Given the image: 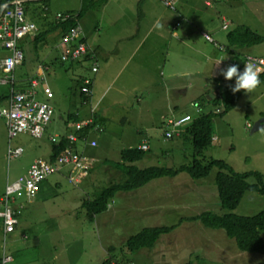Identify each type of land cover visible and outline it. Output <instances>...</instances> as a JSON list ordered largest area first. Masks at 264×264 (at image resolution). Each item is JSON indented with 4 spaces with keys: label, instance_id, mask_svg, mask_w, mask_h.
<instances>
[{
    "label": "rangeland",
    "instance_id": "1",
    "mask_svg": "<svg viewBox=\"0 0 264 264\" xmlns=\"http://www.w3.org/2000/svg\"><path fill=\"white\" fill-rule=\"evenodd\" d=\"M149 1L155 7L156 14L175 15L156 0ZM178 1L176 17L181 23L179 31L183 34L185 32L187 39L180 38L184 43L181 45L160 33L150 31L146 46L150 42H166L168 45L171 42L173 49L167 51L168 46L165 43L155 48L159 51V57H162L156 66L153 65V60L147 58L143 49L139 60H135L133 64L134 73L138 72L136 79L129 77L132 68L130 64L125 65L122 74H116V63L122 59L119 55L121 53L117 54L116 51H122L123 44L122 52H125L124 47L126 49L134 37L129 41L122 40L121 44L118 39H113L115 33L117 38L121 36L118 30L106 32L110 27V20L113 27H121L130 32V36L133 35L139 24L135 14L125 9L117 10L114 3L107 0H47L45 3H23L26 14L38 32L48 33L45 45L35 55L32 53L27 56L29 47L24 50L26 63L15 69L13 86L24 84L26 77L31 76L35 72L33 70L38 71V65L45 63L48 66L45 80L54 96L47 101L53 114L46 134L65 132V122H68L71 114L79 113L83 119L81 123L85 118L95 116L99 130L92 131L95 132L92 136L98 140V147H94L98 165L88 175L87 183L83 182L78 187L69 184L66 178H62L61 173L51 175L41 182L35 200L17 209L18 223L15 231L8 234L5 240L0 225V260L4 251L6 255L13 257L14 262H10L11 264H102L110 258L108 248H113L111 262L128 259L133 264H264L263 255L240 252L234 240L229 239L223 230L205 228L199 221L180 222L182 218L189 219L203 212L252 217L264 209V196L257 193H245L234 210L222 209L217 196L215 177L218 170L215 168L204 179H192L184 172L173 178L153 180L131 193L119 192L109 203L107 210L91 222L80 207L81 200H91L109 184L120 182L121 174L107 161H120V150L128 149V143L120 136L130 132H136V140L144 139L150 146L144 152L140 149L142 144L137 147V142H130L134 146L131 149L137 148L145 154L140 161L132 163L139 169L178 168L181 165H190L193 158L203 161L202 163L220 160L237 173H260L264 181V128L251 133L253 126L260 119H264V80L252 92H243L236 106L226 115L213 120L212 145L198 157L193 156L194 151L188 142H181L179 139L163 141L164 132L171 129L167 125L168 114L162 115L157 122L158 113L166 111L162 104L164 88L167 102L174 104H188L199 90L198 82H194V73H191L193 81L180 78L176 81V86L161 80L169 78L167 76L170 73L176 74L177 71L169 72L172 67H181L178 70L181 76L185 67H203L207 60L202 58V52L213 57L210 49L206 47L208 44L202 42L198 32H207L220 45L225 43L226 33L240 25L264 36V0H217L218 3L212 2L210 6L205 5L207 0ZM41 6L49 10L43 11ZM64 12H81L78 23L85 31L87 42L90 46L101 48V54L97 55L100 66L97 74L90 70L92 61L97 60L89 47L88 54L92 60L81 58L71 64L60 63V34L58 31H49V28L56 22L55 15ZM153 17L149 15L143 20L142 23L147 29L151 24L149 18ZM222 19L229 23L226 30L221 29ZM92 25L99 30L90 31ZM211 46L216 51L217 58L218 52ZM245 51L249 55L264 57V43L248 47ZM5 54L0 49V60ZM123 74L127 75V83ZM160 74L164 75L163 78L159 77ZM201 76L206 78L203 73ZM94 77L97 78L94 84V101L90 102L79 96L77 81L82 78L93 80ZM207 82L209 88L215 85L210 77ZM160 84L161 91L156 96L154 92ZM190 84L192 88L189 92ZM16 88L19 86L16 85L14 89L17 90ZM105 88V97L96 101ZM179 88H186L187 94L177 96L175 90ZM125 90L128 91L124 92ZM9 91V85L0 86L1 97L7 98ZM39 99L42 100L41 96ZM91 109L93 113H90ZM191 110L195 113L192 107L188 108L186 105L182 111ZM159 122L161 124L158 125ZM71 124L69 122L68 126ZM161 129L163 134L159 135ZM88 140L87 138L86 141ZM80 143L83 144V141ZM8 146L22 148V155L7 161ZM48 156L49 143L45 135L43 139L35 140L21 134L8 143L5 126L0 119V195L6 181H15L24 176L35 159H47ZM56 180L59 181L58 184H55ZM247 182L253 184L255 179L250 177ZM154 194L156 199L152 200V204L156 202L158 207L154 210L146 206L140 209L142 200ZM161 226L173 229L169 234L163 235L151 250H142L133 255L123 247L128 237L142 229ZM261 236L264 240V232H261Z\"/></svg>",
    "mask_w": 264,
    "mask_h": 264
},
{
    "label": "trees",
    "instance_id": "2",
    "mask_svg": "<svg viewBox=\"0 0 264 264\" xmlns=\"http://www.w3.org/2000/svg\"><path fill=\"white\" fill-rule=\"evenodd\" d=\"M46 1L47 0H42L41 2L45 3ZM68 14H75L76 18H70L63 22L56 20L52 25L54 31H58L61 36L67 33L71 28H74L78 24L81 16V12H68ZM47 33L48 31L37 32L30 45L27 46V48L29 47V50H27V52L29 51L27 56L32 55V53L35 55L37 51L45 45ZM262 43H264V36L258 35L248 27L240 25L226 33L224 46L226 51L239 53V50L245 51L248 47L260 45ZM85 59L88 60V57H85ZM60 63L62 64V62ZM39 66L48 68L45 63ZM30 77L31 76L26 77L24 81L28 80ZM263 79L264 73L259 75L260 83ZM82 81L83 78L77 81L79 96L88 100V97L84 96L80 91ZM16 85L19 86V88H16L17 90H22L27 86L26 82L24 84L19 83ZM212 87L213 88L208 87V93L200 95L197 99V101L203 102L204 96L209 95L210 90H216L218 96L205 98L206 103L209 105V109L199 115L193 113L191 115L193 116V120L186 124L177 135V139L181 142H188L191 144L194 151V157L200 156L203 150L212 145L214 140L213 120L217 117H222L231 111L236 106L240 96L244 92L243 90H240L233 93L231 91L232 86H221L216 82ZM2 101L3 99L0 98V102ZM210 108H212L213 111ZM214 109H219V112H216ZM93 117L94 116H92V119ZM69 122L72 123L70 126H68ZM78 123H81L78 113L71 114L68 117V122H65L66 134L64 133V135L59 136L60 138L55 142L49 141V160L54 161L57 157L63 155L68 150L69 141L67 136L69 133L76 134L79 142L86 140L87 138L89 139L88 133L90 132V129H92V126L82 127L79 131H74L73 126ZM172 139L174 138L172 137ZM94 142L95 144L97 143L96 141ZM119 155L120 161H117L116 163L107 161V163L121 174L120 182L109 184L108 187L98 191L91 200L83 199L81 201L80 207L84 211L87 220L90 222L93 221L96 216L107 210V206L117 193L134 192L153 180L163 177L173 178L179 173L184 172L187 173L190 178L198 180L206 178L212 169H217L218 172L215 177V184L219 204L222 209L234 210L245 193H257L264 196V181L263 176L260 173H237L229 165L220 160H210L206 163H202L203 161L193 158L190 165H181L178 168L149 167L139 169L133 166L132 163L140 161L145 155L144 152L139 151L137 148H130L121 150ZM107 163L104 162L105 165H107ZM250 177L255 179V183L249 184L247 182V179ZM187 221H199L205 228L223 230L229 239L234 240L236 248L240 252L254 253L264 256V240L261 236V232H264V209L252 217L236 216L234 214L216 215L212 212H203L189 219H180L181 223ZM172 229L173 227L165 226L142 229L139 233L128 237L124 241L123 247L133 255L142 250H151L157 241L163 235L169 234ZM112 249L113 248H108L107 250L111 259L113 258L110 255ZM110 258L102 264H110ZM121 261L123 262H114L115 264L131 263L128 259H122ZM186 264H191V262Z\"/></svg>",
    "mask_w": 264,
    "mask_h": 264
},
{
    "label": "built area",
    "instance_id": "3",
    "mask_svg": "<svg viewBox=\"0 0 264 264\" xmlns=\"http://www.w3.org/2000/svg\"><path fill=\"white\" fill-rule=\"evenodd\" d=\"M158 1L169 12L177 10L178 0ZM22 4V0H0V49L6 52L5 56L0 60V72L2 74L0 84L10 86L6 103L0 105V119L4 123L8 143L21 134L28 135L35 140L42 139L53 114V109L47 102L53 98V92L45 80L47 67L38 66L39 72H35L33 76L26 80L27 86L22 90H15L13 87L14 71L17 67L25 64L24 50L37 34V29L27 19ZM70 18H75V16L70 14H57L55 16V19L61 22ZM179 26L180 23H176V27ZM226 26L227 23L224 22L222 28L225 29ZM173 35L175 36L176 33L173 32ZM201 35L219 53L215 62L221 61L218 65L215 64L214 78L218 79L221 85H234L235 78L225 80L220 75L221 69L233 64L237 65L238 70H240L244 67V62H250L258 69L259 75L264 73V58L251 55L243 57L229 55L210 35L206 33H201ZM60 40L63 46L60 62L64 64L77 62L88 55V46L84 41L83 32L78 24L63 34ZM97 69L98 66L94 63L91 67V72L96 73ZM91 83L92 81L89 78H84L82 81L80 90L86 97L91 96ZM39 96L44 97V100L39 99ZM193 106L196 109L198 107L197 104H193ZM90 113H93V109L90 110ZM192 120L193 117L188 115L176 121L169 120L167 124L171 126V130L165 131V140L173 135L175 128ZM90 125L92 126V117L87 118L83 123L75 124L73 130L79 131L82 127ZM59 138L57 135L51 136L49 141L55 142ZM67 138L69 147L63 155H60L54 161L37 158L31 163L24 176L18 177L15 181H6L4 191L0 196V225L4 240L8 234L13 233L15 230L17 209L24 206L22 202L31 203L35 200L41 182L51 175L63 172L67 182L74 187H78L86 181L90 172L96 167L97 160L94 157L87 156L76 150L75 144L79 142L76 134L69 133ZM88 145L90 147L96 146L94 141H89ZM140 149L148 151V145L142 144ZM22 153V148L8 146L6 159L7 161L17 159ZM12 261V257L6 255L3 251L0 264H8ZM110 264H115V262H110Z\"/></svg>",
    "mask_w": 264,
    "mask_h": 264
},
{
    "label": "crops",
    "instance_id": "4",
    "mask_svg": "<svg viewBox=\"0 0 264 264\" xmlns=\"http://www.w3.org/2000/svg\"><path fill=\"white\" fill-rule=\"evenodd\" d=\"M25 1V3H28V2H32V3H34V2H41L42 0H24ZM159 4H161L158 0H156ZM107 2H113L114 3V5H115V9H117V10H120V11H123V9H125V10H128V11H130L132 14H135L136 15V17H137V19H138V22H139V24H138V29H136V32L134 33V32H132V33H134L133 35H131L130 36V34H128V33H130V32H126V31H124L123 30V28H121V27H113V22L112 21H110L109 20V22H110V27L107 29V33H112V32H117V30L120 32V34H121V36L119 37V38H117L118 36H117V33H115V37L113 38V39H115V40H117L118 39V43L120 42L121 44H122V40H124V39H126L127 41H129L131 38H133L134 37V39L131 41V43H129V45H128V47L125 49V47H124V50H125V52H122L123 51V44H122V51H119V50H117L116 51V53L117 54H119V53H121V54H119V55H121L122 56V59L121 60H119L117 63H116V65H118L117 66V73L116 74H122L121 72H122V70H123V68L125 67V65L127 66V65H132V68H131V73H130V75H129V77L131 78V79H136V78H138V72H135L134 73V70H133V64H134V61L135 60H139V57H140V55H141V51L143 50V51H145L146 53H144V54H146L147 55V58H149V59H151V60H153V65H155L156 66V63H157V61L160 59H162V57H159V51H156L155 50V48H157L160 44H164L165 43V46H168V49H167V51L168 50H172L173 48H171V42H169V45L166 43V42H150L147 46H146V41H147V39H148V37H149V32L150 31H153V32H156V33H160V34H162L163 36H165V38H167V39H173V40H175V41H177V42H179L181 45L182 44H184L183 42H182V39L183 40H186L187 39V36H185L184 34H186L185 32H184V34L181 32L180 33V31H179V29L181 28V26H179V27H176V23H180V21L177 19V17H176V12L178 11V7H177V10L175 11V12H172V13H175V15H162V16H160L159 14H156V9H155V7L150 3V1L149 0H107ZM219 2V1H218ZM218 2H216V3H218ZM178 3H179V1H178ZM215 3V4H216ZM162 5V4H161ZM205 5H207V6H210L211 4H208L206 1H205ZM163 6V5H162ZM164 7V6H163ZM165 8V7H164ZM41 9L43 10V11H48L49 9L48 8H46L45 6H41ZM65 13V12H64ZM66 13H68V12H66ZM57 14H59V13H57ZM56 14V15H57ZM55 15V16H56ZM149 15H152V16H154L153 18H149V20H150V28L149 29H147L146 27H145V25L142 23L143 22V20L147 17V16H149ZM26 16H27V18L29 19V16H28V14H26ZM54 19H55V17H54ZM30 20V19H29ZM56 20V19H55ZM157 20H160L161 22H162V24H163V27L162 28H160V29H156V28H154V22L155 21H157ZM31 21V20H30ZM80 24V23H79ZM181 24V23H180ZM51 31H54V29H53V27L51 26L50 28H49ZM98 28H97V26H95V25H92L91 27H90V31H96ZM81 30H82V32H83V36H84V41H85V43L87 44V46L91 49V51H93L94 52V55L96 56V60H97V62L96 61H92V63H91V67L93 66V64L94 63H96L97 64V66H98V69H97V72L96 73H93V74H97L98 72H99V69H100V66H99V63H98V57H97V55L100 53V51H101V48L99 47V46H94V45H92V46H90V43H88L87 42V38H86V35H85V31H84V29H82V27H81ZM99 30V29H98ZM37 32H38V30H37ZM173 32H175L176 33V35L174 36L173 35ZM204 33V31H199L198 32V35H199V37H200V39L202 40V42H204V43H207L208 45L206 46L207 48H209L210 49V51H211V53H212V56L213 57H209L206 53H201L202 54V58H205L206 60H207V64H205V62H204V65H203V67L202 66H198V67H196V65L194 66V68H189V67H185V68H183V69H185L184 71H183V75L181 76V74L179 73V69H181V67H178L177 69L176 68H174V67H172V69H170V71L169 72H176V74H169L167 77H169V78H164V79H161L162 81H165V82H168V83H172L173 84V86H176V81H178L180 78H187L188 80H192L191 79V76H192V74L191 73H194V77H195V81L194 82H198V85H199V90L198 91H196L197 93H196V96L192 99V100H190L189 101V103L187 104V103H185V102H183V103H181V102H176L175 104H174V102H172V103H168L167 102V99H166V96H167V94H166V89L164 88V92H163V96H162V94H161V96L162 97H164V98H162L163 100H162V104L165 106V108H166V111L165 112H163V113H158V120H157V122L160 120V118H161V116L162 115H165V114H168V119L170 120V119H172V120H176V119H179V118H181L182 116H184V115H186V114H190V115H192V113H193V110H191V111H182L183 110V107L184 106H188V108H191V106H189V104L190 103H193V102H196L197 101V99L199 98V96L200 95H204L205 93H208V91H207V89H208V78L210 77V78H212L213 76H214V67H215V64H214V59L216 58V51L214 50V48L211 46L212 44H210V43H208V42H206L204 39H203V37H202V35H201V33ZM205 33H207V32H205ZM210 34V33H209ZM61 35H60V39H61ZM180 38H182V39H180ZM175 44V43H174ZM30 44H28L27 46H29ZM60 45H61V43L59 44V47H60ZM176 45V44H175ZM223 45H225V43L223 44ZM146 46V47H145ZM61 47H62V51H63V46L61 45ZM61 47H60V49H61ZM27 48V47H26ZM192 49V48H191ZM183 50V49H182ZM62 51H61V53L59 54V56L62 54ZM142 51V52H143ZM29 52V51H28ZM28 52H27V55H28ZM242 52V50H239V53H241ZM236 53H238V52H236ZM101 54V53H100ZM143 54V53H142ZM118 55V56H119ZM212 58V59H211ZM156 59V60H155ZM84 60H86L85 58H84ZM88 60H89V58H88ZM90 60H92V59H90ZM89 60V61H90ZM155 60V61H154ZM214 64V65H213ZM146 65H147V63H146ZM145 64H144V66H146ZM72 66V65H71ZM154 66V67H155ZM90 67V68H91ZM168 68V67H167ZM194 69V70H193ZM36 72L37 73V71L36 70H33V72ZM162 71V70H161ZM16 72V71H15ZM34 72V73H35ZM39 72V71H38ZM1 73V72H0ZM34 73H32V75L31 76H33V74ZM92 73V72H91ZM205 74L206 75V78H203L202 76H201V74ZM210 73V74H209ZM124 75V79H125V82L127 83V80H126V78H127V75L126 74H123ZM163 74H160L159 75V77L160 78H163ZM92 80V79H91ZM96 80H97V78H93V80H92V85H91V89H92V92H91V97L90 98H88V100L91 102L92 100L94 101V84L96 83ZM264 80V79H263ZM262 80V81H263ZM193 81V80H192ZM261 81V82H262ZM110 82H111V80H110ZM2 84H0V86H1ZM123 86H126V85H123ZM49 87V86H48ZM161 84H160V86L159 87H157L156 88V90L157 91H155L154 92V94L156 95V96H159V93H160V91H161ZM191 88H192V84H190L189 85V92L191 91ZM213 88V87H212ZM51 89V88H50ZM52 91V90H51ZM105 91H106V88H105V90H104V92L100 95V97L96 100V101H99V100H101V99H103L104 97H105ZM126 91H128V90H125L124 92H126ZM212 90H210L209 91V96L212 94V92H211ZM123 92V93H124ZM187 92H188V90L186 89V88H179V89H176L175 90V94H177V96H184V95H186L187 94ZM211 92V93H210ZM9 94V93H8ZM206 96V97H205ZM204 96V98L203 99H205V98H207L208 96L207 95H205ZM54 97V96H53ZM211 97V96H210ZM0 98L1 99H3V101L2 102H0V105H2V104H5L6 103V101H5V98L6 97H1L0 96ZM7 98H8V96H7ZM7 98H6V100H7ZM41 98H42V100H44V97H42L41 96ZM53 99V98H52ZM50 101V100H49ZM48 101V102H49ZM97 104V103H96ZM150 108L153 110V111H155V109H154V107L152 106V105H150ZM194 111H196L195 109H194ZM80 114L78 113V117H79V119H80V121H83V119H81L80 118ZM85 119H87V118H85ZM84 119V120H85ZM100 121H101V123H102V125H103V119H102V117H100ZM159 124H161L160 122L158 123V125ZM185 127V125L184 126H182L181 128L180 127H177V128H175V130H178L177 132H175V134H178L179 133V131L180 130H182L183 128ZM94 129H96V131H98L99 130V127H98V125H97V120H96V117L94 116L93 117V128L92 129H90V132L88 133V136H89V140L88 141H86V140H84L83 141V144L82 143H80V142H78L76 145H75V147H76V149H77V151L78 152H82V153H84V154H86L87 156H92V157H94L95 158V156H94V149H96L97 147H98V140L95 138V137H93L92 136V133H95V132H92V131H94ZM167 130H170L169 128L167 129ZM160 132V134L159 135H161V133L163 134V130L161 129V131H159ZM47 133V132H46ZM45 133V139H46V141L49 143V138L51 137V136H53V135H56V134H58L57 136H61V135H64V133L65 132H61V133H48V134H46ZM66 134V133H65ZM6 137H7V135H6ZM174 139H177L178 137L177 136H172ZM120 138L121 139H123L124 141H126L127 143H128V145H127V147H128V149H130L131 147H134V146H131V143L130 142H132V143H135V142H137V147L140 145V144H142L143 142H145V143H147L148 144V146H149V142L148 141H145L144 139H139V140H136V138H137V136H136V132H130V133H126V134H121V136H120ZM43 139V138H42ZM170 140H173L172 138L170 139ZM169 140V141H170ZM89 141H96L97 143V147L96 148H94V147H90L89 145L87 146V142H89ZM164 142H166V140H163ZM93 148V149H92ZM149 149H150V146H149ZM121 150H124V149H121ZM120 150V151H121ZM120 154V153H119ZM43 158H45V157H43ZM47 159H49V156L47 157ZM105 159V158H104ZM106 161V160H105ZM61 176H62V178L64 177L65 178V175H64V173L62 172L61 173ZM63 178V179H64ZM58 180H59V178H58ZM58 180H56V182H55V184H58ZM87 181V180H86ZM84 182L83 184H85V183H87V182ZM49 186V185H48ZM50 187V186H49ZM40 190V189H39ZM131 193V192H130ZM1 196V195H0ZM149 199V201H147V199ZM146 198H144V200H142V205L141 206H139V208L141 209H143L145 206L146 207H148L150 210H154V209H156L157 207H158V205H157V203L155 202V203H153L152 204V200H155L156 199V195L154 194V195H148ZM82 201V200H81ZM81 201H80V204H81ZM23 204H26L27 202H22ZM28 204V203H27ZM145 209H147V208H145ZM14 233V232H13ZM12 234V233H11ZM11 256V255H10ZM12 257V256H11ZM12 259H13V257H12ZM14 262V259H13V261L11 262V263H13ZM10 263V264H11Z\"/></svg>",
    "mask_w": 264,
    "mask_h": 264
},
{
    "label": "clouds",
    "instance_id": "5",
    "mask_svg": "<svg viewBox=\"0 0 264 264\" xmlns=\"http://www.w3.org/2000/svg\"><path fill=\"white\" fill-rule=\"evenodd\" d=\"M23 1V3H25V1L24 0H22ZM217 0H207L206 2L208 3V4H211L212 2H216ZM22 6H23V4H22ZM24 9V8H23ZM25 12V11H24ZM62 14H66V13H62ZM68 14V13H67ZM25 15H26V13H25ZM73 16V15H72ZM74 16H75V14H74ZM27 17V16H26ZM75 18H76V16H75ZM28 19V18H27ZM29 20V19H28ZM30 21V20H29ZM32 22V21H31ZM224 22H226L227 23V26H226V28L225 29H223L222 28V26H223V23ZM33 23V22H32ZM34 24V23H33ZM78 25H79V23H78ZM80 26V25H79ZM180 26H181V24H180ZM228 26H229V23L227 22V21H225L224 19H222V24H221V29L222 30H226L227 28H228ZM36 27V26H35ZM81 27V26H80ZM163 27V24H162V22L160 21V20H157V21H155L154 22V28H156V29H160V28H162ZM37 29V28H36ZM218 45H220V44H218ZM220 46H222L224 49H225V46L224 45H220ZM226 51V50H225ZM218 52V51H217ZM229 55H232V56H238V57H243V56H245V55H249L246 51H242L241 53H232V52H229V51H226ZM218 55H219V53H218ZM251 56H253V55H251ZM85 57H88L89 59H92L91 58V56L88 54L87 56H85ZM84 57V58H85ZM218 57V56H217ZM257 57H259V56H257ZM262 58H264V57H262ZM60 60V59H59ZM216 60V59H215ZM221 61V60H220ZM220 61H217V62H215L214 64H216V65H218L219 64V62ZM62 64H64V63H62ZM71 64V63H70ZM213 64V65H214ZM39 66V65H38ZM90 70H91V68H90ZM220 75H222L223 76V78L225 79V80H232L233 78H235V80H234V85H228V86H232L231 87V91L233 92V93H235V92H237V91H240V90H243L245 93H250V92H252L257 86H258V84L260 83V81H259V74H258V69L252 64V63H250V62H244V67L242 68V69H240V70H238V66L237 65H235V64H233V65H230V66H228V67H226L225 69H221L220 70ZM84 79V78H83ZM212 80L214 81V82H216L217 84H219V85H221L220 84V82H219V80L218 79H215L214 78V76L212 77ZM91 85H92V83H91ZM221 86H223V85H221ZM81 89V88H80ZM213 90V89H212ZM81 91V90H80ZM91 92H92V89H91ZM208 97L207 98H209L210 96L211 97H215V96H218V92L216 91V90H214L213 92H212V94L209 96V95H207ZM91 97V96H90ZM90 97H88V98H90ZM206 97V96H205ZM193 104H197V109L193 106ZM190 106L193 108V109H195L196 111H195V114L196 115H199V114H201V113H203V112H206L207 111V109H209V105L206 103V101H205V99H204V101L203 102H199V101H196V102H193V103H190ZM211 110H212V108H210ZM198 110V111H197ZM215 110V109H214ZM213 111V110H212ZM216 112H219V109H216L215 110ZM186 115H188V116H191L190 114H186ZM186 115H184V116H186ZM184 116H182V117H184ZM181 117V118H182ZM191 117H193V116H191ZM180 119V118H179ZM86 120V119H85ZM170 120H172V119H170ZM176 120H178V119H176ZM176 120H174V121H176ZM168 121H169V119H168ZM189 122H191V121H188V122H186V123H184L183 125H186V124H188ZM168 125V124H167ZM182 125V126H183ZM182 126H180V128L182 127ZM171 127V126H170ZM92 128H93V119H92ZM171 130V129H170ZM167 131V130H166ZM178 130H175L174 131V133H173V135L172 136H177L178 134H175V132H177ZM165 133V132H164ZM172 136L169 138V139H171L172 138ZM163 139L165 140V138H164V135H163ZM168 140V139H167ZM166 140V141H167ZM77 144V143H76ZM75 144V145H76ZM142 144H147V143H145V142H143ZM148 145V144H147ZM76 148V147H75ZM77 150V149H76ZM144 152H147V151H144Z\"/></svg>",
    "mask_w": 264,
    "mask_h": 264
},
{
    "label": "water",
    "instance_id": "6",
    "mask_svg": "<svg viewBox=\"0 0 264 264\" xmlns=\"http://www.w3.org/2000/svg\"><path fill=\"white\" fill-rule=\"evenodd\" d=\"M261 128H264V119H260L252 128L251 133L259 130Z\"/></svg>",
    "mask_w": 264,
    "mask_h": 264
}]
</instances>
